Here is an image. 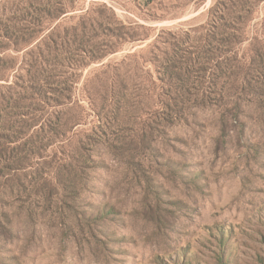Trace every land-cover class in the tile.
Here are the masks:
<instances>
[{"label": "rangeland", "instance_id": "obj_1", "mask_svg": "<svg viewBox=\"0 0 264 264\" xmlns=\"http://www.w3.org/2000/svg\"><path fill=\"white\" fill-rule=\"evenodd\" d=\"M0 264H264V0H0Z\"/></svg>", "mask_w": 264, "mask_h": 264}]
</instances>
